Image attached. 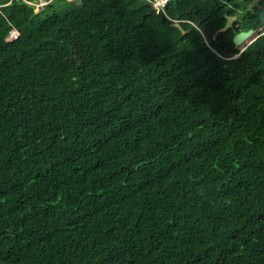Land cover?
Listing matches in <instances>:
<instances>
[{
	"label": "trees",
	"instance_id": "1",
	"mask_svg": "<svg viewBox=\"0 0 264 264\" xmlns=\"http://www.w3.org/2000/svg\"><path fill=\"white\" fill-rule=\"evenodd\" d=\"M252 1L0 0V264H264Z\"/></svg>",
	"mask_w": 264,
	"mask_h": 264
},
{
	"label": "water",
	"instance_id": "2",
	"mask_svg": "<svg viewBox=\"0 0 264 264\" xmlns=\"http://www.w3.org/2000/svg\"><path fill=\"white\" fill-rule=\"evenodd\" d=\"M147 7L150 8V5H147ZM224 18H225V25L220 30V32H226L229 29V27H232V22L235 19L234 17H229L227 15H224ZM258 20H259V22L264 23V8H260V12L258 14ZM172 26L177 28V29H179L181 34H182V36L188 34V32H189V31H184L181 28L180 24L177 23V22H173ZM253 33H254V31L248 30V31H245V32H239V33L235 34L233 36V40H232L234 45H235V47L241 46L244 42H246L248 40V38L250 36L253 35ZM250 43H251V41L248 42V44H246L245 47L247 45H249Z\"/></svg>",
	"mask_w": 264,
	"mask_h": 264
},
{
	"label": "flooded vegetation",
	"instance_id": "3",
	"mask_svg": "<svg viewBox=\"0 0 264 264\" xmlns=\"http://www.w3.org/2000/svg\"><path fill=\"white\" fill-rule=\"evenodd\" d=\"M239 5H242L239 3ZM260 8H264V0H253L251 3L247 4L245 6V9L246 11L247 10H250L251 12H254V15L256 16L255 17V20H254V24L259 20H258V13L260 11ZM248 17V15H247ZM259 29H262V32L261 33H264V28H263V24L260 22L259 25H257V27L253 30L257 31Z\"/></svg>",
	"mask_w": 264,
	"mask_h": 264
},
{
	"label": "rangeland",
	"instance_id": "4",
	"mask_svg": "<svg viewBox=\"0 0 264 264\" xmlns=\"http://www.w3.org/2000/svg\"><path fill=\"white\" fill-rule=\"evenodd\" d=\"M37 1V3H35V2H32L31 4H33V6H34V11L35 12H40L42 9H43V7L46 5V4H48L51 0H49V1H46V0H36ZM68 1H71V0H68ZM35 4V5H34ZM1 6V5H0ZM131 8H137V4L135 3V4H133L132 5V7ZM261 29H259V30H257L256 31V33L258 32V31H260ZM256 33L254 34V35H252L250 38H248V40L247 41H251V43L254 41V39H256L257 37H256ZM247 41L246 42H244L241 46H239L238 48L240 49V50H244L245 49V45L246 44H248L247 43ZM250 43V44H251ZM248 46V45H247Z\"/></svg>",
	"mask_w": 264,
	"mask_h": 264
},
{
	"label": "clouds",
	"instance_id": "5",
	"mask_svg": "<svg viewBox=\"0 0 264 264\" xmlns=\"http://www.w3.org/2000/svg\"><path fill=\"white\" fill-rule=\"evenodd\" d=\"M24 1H26L27 3H29V4H31L32 2H35V3H37V1L36 0H31V1H27V0H24ZM169 1V0H168ZM167 1V2H168ZM32 5V4H31ZM35 5V4H34ZM149 5H151V4H149ZM152 6V5H151ZM152 8H153V6H152ZM154 9V8H153ZM260 12V11H259ZM259 14V13H258ZM225 15H227V16H229V17H234L235 19L233 20V22H232V27H229V29H231L232 31H233V33H234V35L235 34H237V33H239V32H245V31H248V30H252V31H254V33H253V35L256 33V31L255 30H253V29H248V30H241V31H235V29H234V24H235V22L238 20V17L237 16H234V15H228V14H225ZM174 22H178V21H174ZM263 24V28H264V23H262ZM225 25V24H224ZM224 27V26H223ZM228 29V30H229ZM227 30V31H228ZM220 32V31H219ZM262 32V29L260 30V31H258L257 33H256V37L258 38L259 37V35L260 34H264V33H261ZM221 33H224V32H221ZM256 38V39H257ZM233 40V39H232ZM255 40V39H254ZM247 47V46H246ZM245 47V48H246ZM236 48H238V47H236ZM238 50H239V54H237V55H235V56H233L232 58H237L239 55H240V53L243 51V50H240L239 48H238ZM245 50V49H244Z\"/></svg>",
	"mask_w": 264,
	"mask_h": 264
},
{
	"label": "built area",
	"instance_id": "6",
	"mask_svg": "<svg viewBox=\"0 0 264 264\" xmlns=\"http://www.w3.org/2000/svg\"><path fill=\"white\" fill-rule=\"evenodd\" d=\"M168 0H150L151 5L153 6L156 13L163 12L164 7L166 6ZM9 38H17L16 31H12L9 35Z\"/></svg>",
	"mask_w": 264,
	"mask_h": 264
},
{
	"label": "bare ground",
	"instance_id": "7",
	"mask_svg": "<svg viewBox=\"0 0 264 264\" xmlns=\"http://www.w3.org/2000/svg\"><path fill=\"white\" fill-rule=\"evenodd\" d=\"M43 1H44V0H43ZM32 5H33V4H32ZM250 37H251V36H250ZM250 37H249V38H250ZM248 42H250V41H247V43H248Z\"/></svg>",
	"mask_w": 264,
	"mask_h": 264
}]
</instances>
